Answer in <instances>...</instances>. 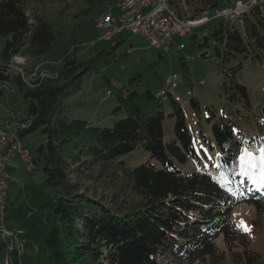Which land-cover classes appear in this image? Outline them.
<instances>
[{
  "label": "trees",
  "instance_id": "16d2710c",
  "mask_svg": "<svg viewBox=\"0 0 264 264\" xmlns=\"http://www.w3.org/2000/svg\"><path fill=\"white\" fill-rule=\"evenodd\" d=\"M117 1L81 0L76 19L102 9H114L117 15ZM53 2L0 0V37H5L0 83L18 87L29 99L23 118L28 121L27 129L19 130V137L41 129L45 139L36 151L43 161L44 182L57 188L50 201L54 217L45 239L51 264H264L245 231L230 218L232 208L239 204L253 206L258 216L264 214V199L244 193L239 182L242 150L264 149V137H242L231 117H217L211 110L212 133L220 150L217 166L185 172L178 163L199 161L200 152L182 105L171 91L163 98L151 89L115 87L107 80L117 99L114 111L123 110L124 116L112 125H93L62 115L65 98L83 87L84 75L94 61L114 55L118 43L84 61L78 59L76 47L67 49L61 70L47 78L39 75L29 83V71H12L10 65L15 56L40 59L58 43L63 32L45 11ZM232 3L226 0L225 5ZM168 4L179 17L192 19L219 7L220 0H168ZM242 20V25L219 20L199 46L211 50L212 43L211 51L225 76L226 99L254 112L248 87L238 81L242 60L231 67L226 62L243 56L264 63V2L254 4ZM3 92L0 89V95ZM161 97L171 99L170 115L175 119V138L169 142L164 139L166 115ZM192 103L198 109L196 97ZM257 122L262 131L263 122ZM137 148H143L149 158L131 168L123 156ZM251 153L261 169L262 153ZM109 171L123 178L115 195L124 189L139 199L138 205L122 210L113 199L115 207L110 208L97 196L93 185L101 173ZM12 207L7 206L5 220L15 214ZM219 238L225 249L217 245ZM7 246L3 239L0 251ZM10 255L13 264H20L15 248Z\"/></svg>",
  "mask_w": 264,
  "mask_h": 264
},
{
  "label": "rangeland",
  "instance_id": "374dc122",
  "mask_svg": "<svg viewBox=\"0 0 264 264\" xmlns=\"http://www.w3.org/2000/svg\"><path fill=\"white\" fill-rule=\"evenodd\" d=\"M80 1L55 0L47 5L45 11L49 16L52 14L50 20L57 25L58 31L63 32L58 43L43 55L44 59L31 60L26 56H15L10 65L11 70L16 72H28L33 66H37L36 74L33 73L34 79L43 74L49 77L52 73H57L62 69V58L67 49L76 47L78 59L84 61L103 48H110L118 43L114 55L94 61L92 68L84 75L83 87L77 93L65 98L62 115L88 120L93 125H112L115 119L124 116V111L121 110L118 113L114 111L117 99L115 93L107 96V90L112 88L108 85L107 80L115 87L128 86L130 89L139 91L151 89L156 93L167 87L168 77L176 73L178 86L171 89V96L181 103L194 143L200 152L199 161L178 163L185 172L201 171L202 168L209 167L210 163L217 161L220 154L212 133L213 120L209 119L212 114L211 110L215 111L217 117H231L235 125L241 129L242 137L247 139L264 137V129L260 131L257 122L260 120L264 124L262 113L264 107V63L243 56L231 58L226 62V66L231 67L242 60L243 69L238 76V81L248 87L250 101L255 108L253 112L243 110L237 102L226 99L223 87L225 76L217 57L211 51L213 50L212 43L210 44L211 50L208 49L209 52L205 56L200 55L201 52L208 50H201L199 44L204 41V35L214 29V25L219 19L196 26L192 32L184 36L179 34L173 36L170 41L172 45L170 50L165 51L151 46L150 42L141 34H133L124 30L123 24L118 18L111 26L115 31L109 38L105 37L107 27L97 24L105 10H98L91 13L90 16L76 19V15L80 12L78 10ZM225 2L226 0H220L219 6L225 5ZM58 11L61 13L58 14ZM144 12H147V9ZM80 24L81 26H79ZM122 32L123 34H121ZM194 35L197 36L195 41L192 39ZM121 39H125V41L121 42ZM4 42L5 37H0V58ZM180 43H183L184 47L176 50ZM130 44L133 46L130 47ZM49 62L50 72H48L47 65ZM133 77L135 78L131 81ZM193 97L199 101L198 109L192 103ZM1 103L7 109L5 110L0 105V114L6 116L16 114V118L7 120V123H4L0 128L6 129L7 127V130L17 131V128L19 129L18 121L27 115L29 99L25 98L19 88L15 86L11 87V91L5 90L2 93ZM237 109L242 111L239 112ZM163 110L166 115L163 122L164 139L169 142L175 138V119L170 115L173 111L170 98L163 100ZM44 139L45 135L42 134L41 129L22 137V141L32 149ZM244 151L245 149L241 154ZM16 153L22 155V151H16ZM148 158V153L143 148H137L123 156V160L131 168ZM256 168L257 166L251 169L256 170ZM39 171H42L41 167ZM20 180L25 179L21 178ZM41 180L44 183V179ZM122 182V176H117L109 171L101 173L96 181L97 185L93 186L98 189L97 196L108 207H115L113 204V199H115L117 206L120 205L119 208L126 210L138 205L139 199L129 195L124 189L116 196L115 187ZM41 189V204L34 209L35 212H29L30 207L25 200L20 202L18 209L17 204H13L17 201L16 197L11 198L12 202L8 203L9 208L15 206V214L7 219V225L14 224L16 226V223L19 222V226L26 232L25 235H22L27 243L25 244L26 252L24 251V255L21 256V264H51L45 247V239L54 217L50 201L57 195V188L44 183ZM259 197H261L259 199H264L263 196ZM230 218L237 225L243 222L247 226V230L241 228L245 231L251 247L261 254L264 261V214L258 216L253 206L239 204L232 208ZM2 240L0 236V242ZM217 245L221 249H225L222 238L217 239ZM6 256L7 248L4 247L0 251V264H6Z\"/></svg>",
  "mask_w": 264,
  "mask_h": 264
},
{
  "label": "built area",
  "instance_id": "2783aa9c",
  "mask_svg": "<svg viewBox=\"0 0 264 264\" xmlns=\"http://www.w3.org/2000/svg\"><path fill=\"white\" fill-rule=\"evenodd\" d=\"M257 2H264V0H237L233 5L228 7H218L213 10H205L199 17L193 19H184L178 16L175 10L168 4V0H125L117 1L115 8L119 10L117 15H127L128 23L123 25L124 30L133 33L141 34L149 42L150 45L167 51L171 44L170 41L174 34L185 35L190 33L194 27L204 24L210 20L225 19L233 23L243 24L242 15L249 11V9ZM150 7V10L144 12V9ZM114 9L103 14L98 20V26L107 27L105 37L109 38L115 31L112 23L114 22ZM184 45L180 44L177 49L183 48ZM1 62V61H0ZM48 65V72L50 69V62ZM36 67L31 68L32 72L36 74ZM178 75L176 73L171 74L167 79V87L161 92H167L168 89H173L178 86ZM0 89L4 91H11V84L8 82L0 83ZM108 93H112L110 89ZM16 118V114L10 115L7 120ZM19 129L14 134L13 138H6L5 142L0 143V236L7 241L8 248L17 251V255L20 257L25 251V239L22 238L24 231L17 228L12 229L5 226L2 207L8 194V181L10 175L6 169L8 161L15 156V151H22L23 159L31 162L28 158L27 148L19 137V130L27 129L26 120L20 119ZM0 134H3L0 131ZM5 135V134H3ZM6 264H13L11 255L7 258Z\"/></svg>",
  "mask_w": 264,
  "mask_h": 264
},
{
  "label": "crops",
  "instance_id": "0c3cea01",
  "mask_svg": "<svg viewBox=\"0 0 264 264\" xmlns=\"http://www.w3.org/2000/svg\"><path fill=\"white\" fill-rule=\"evenodd\" d=\"M145 9H147V11H149L150 7H147ZM145 9H144V11H145ZM105 11H107V9ZM103 13H102V15H103ZM121 34H123V32ZM175 35H177V34H174L173 36H175ZM180 36H182V35H180ZM180 44H182V43H180ZM41 58L44 59L43 56ZM107 96H109V95H107ZM1 98H2V94L0 95V105H2L4 107V109L6 110L7 108L5 107V105H3L1 103ZM8 117H9V115L6 116L5 114H0V127H3L5 119ZM24 145L27 148L28 153L30 152L29 156L31 157V162L23 159L19 153H16L15 156H13L10 161H8L7 166H6V169L10 175V179L8 181V197H9L8 203L12 202L10 200L11 198L16 197L17 201L15 203L17 204V209H18L20 202L25 200L26 203L28 204V207H30L29 212L32 213V212H35L34 209L37 208L38 205L41 204V196H42V192H41L42 189L41 188H42V185H44V183H45V182L43 183L41 179L45 180V178H44L43 170L39 171V168L40 167L42 168V166H43V161L39 159L38 152L36 151V147L39 144H37L34 149L27 146V144L25 142H24ZM29 174H31V175H29ZM30 176H34V177L31 178ZM21 178H24L25 180H20ZM0 223H1V215H0ZM7 223H8V221L6 219L4 222L6 227H8V228L10 227L12 229L19 228L22 230V228L19 226V224H20L19 222L16 223L17 224L16 226L14 224H12L11 226H8ZM25 233L26 232H24V235H25ZM26 243H27V241L25 242V244ZM6 248H7V256H6L5 263L7 261V258L10 256V249L8 248V246ZM25 252H26V250H25ZM19 261L21 264V261H22L21 257H20Z\"/></svg>",
  "mask_w": 264,
  "mask_h": 264
},
{
  "label": "bare ground",
  "instance_id": "6f19581e",
  "mask_svg": "<svg viewBox=\"0 0 264 264\" xmlns=\"http://www.w3.org/2000/svg\"><path fill=\"white\" fill-rule=\"evenodd\" d=\"M119 1H125V0H119ZM109 10H111V9H108L107 11H105L103 14H105V13H107V12H109ZM118 18V20L120 21V22H122V24L123 25H127V23H128V16L127 15H115L114 16V21L116 20ZM119 26V25H118ZM8 69H9V67H8ZM43 71V70H42ZM20 72H24V71H20ZM39 72V71H38ZM26 73V72H25ZM34 72H32V70H29V73H27V74H29V76L28 77H26L25 75V77H26V79L29 81V83H31L32 84V80H30V79H33V81H34V78H33V76H34V74H33ZM42 74V73H41ZM41 76H43L44 78L46 77H48V75H45V74H43V75H41ZM30 78V79H29ZM36 81V80H35ZM161 93V95H162V97L164 98V96H163V92H160ZM111 93H108V95H110ZM166 93L164 92V95H165ZM8 125V124H7ZM8 128L6 127V129H4V128H0V131H2V133L3 134H5V135H3V134H0V143L1 142H5V137L6 138H13V136H14V134L17 132V131H10V130H7ZM18 129V128H17ZM16 152V151H15ZM21 152V151H20ZM27 155H28V158L29 159H31V157L29 156V153H28V151H27ZM22 156V158H23V155H21ZM34 164V163H33ZM256 170H260L259 168H256ZM8 201H9V197H8V194H7V197H6V199H5V202H4V205H3V207H2V214H3V218H4V220H5V210H6V208H7V205H8Z\"/></svg>",
  "mask_w": 264,
  "mask_h": 264
},
{
  "label": "snow or ice",
  "instance_id": "6c2138e0",
  "mask_svg": "<svg viewBox=\"0 0 264 264\" xmlns=\"http://www.w3.org/2000/svg\"><path fill=\"white\" fill-rule=\"evenodd\" d=\"M260 167H261V178L264 179V149H261ZM257 158L250 152L245 150L240 157L241 174H245L248 170L256 166ZM239 227H243L247 230V226L241 222Z\"/></svg>",
  "mask_w": 264,
  "mask_h": 264
},
{
  "label": "water",
  "instance_id": "95a60500",
  "mask_svg": "<svg viewBox=\"0 0 264 264\" xmlns=\"http://www.w3.org/2000/svg\"><path fill=\"white\" fill-rule=\"evenodd\" d=\"M129 46L132 47L133 45L130 44ZM206 54H207V51H203V52H201L200 55H201V56H205ZM262 113H263V115H264V107H263V112H262Z\"/></svg>",
  "mask_w": 264,
  "mask_h": 264
}]
</instances>
